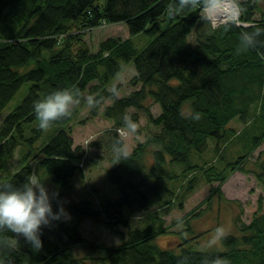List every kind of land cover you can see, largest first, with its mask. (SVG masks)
I'll return each instance as SVG.
<instances>
[{
	"label": "trees",
	"instance_id": "1",
	"mask_svg": "<svg viewBox=\"0 0 264 264\" xmlns=\"http://www.w3.org/2000/svg\"><path fill=\"white\" fill-rule=\"evenodd\" d=\"M208 2L199 0L194 7L174 12L175 0H0V115L20 88L30 84L21 104L0 122V174L18 147L27 149L19 170L0 184L20 186L36 173L42 182V174L57 186L58 200L71 216L67 222H53L43 229L39 252L14 233L0 230L2 264H264L261 199L258 212L249 224L240 226L238 236L221 237L223 251H197L183 245L179 251L159 248L155 240L165 234V227L154 216L146 228L130 227L134 216L152 208H172L173 202L180 207L185 196L176 195L175 190L185 180L188 194L199 180L209 187L207 204L214 197L224 200L221 187L232 174L248 173L245 162L264 143V50L237 52L243 32L264 27L259 0L238 3L239 22L245 27L227 23L211 28L202 15ZM162 17L168 24L160 30L157 20ZM119 24L127 27L130 38L106 40L97 53H91L83 38L102 25ZM139 34L151 38L142 50L131 39ZM122 64L133 66L135 76L129 85L140 87L118 98L117 87L107 89ZM65 88L79 89L77 106L88 103L85 96L93 98L90 118L101 115L113 124V147L123 149L117 130H130L127 122L137 124L139 113L156 129L126 158L115 156V166L106 175L117 198L98 202V208L87 200L68 203L77 174L82 177L83 166L78 164L84 157L80 147H73L68 128L71 116L51 124L49 128L59 131L37 147L40 159L35 169L28 163L35 150L33 142L43 134L39 127H31L39 124L33 103ZM105 101L111 104L100 112ZM150 104L158 106L159 115L152 116ZM186 105L188 115L183 113ZM233 121L244 127L245 153L228 161L219 145L234 133L229 127ZM208 142L214 145V162L193 163V158L206 152ZM149 146L154 147L151 165L145 161ZM100 160L96 156L92 162L97 165ZM171 166L181 167L180 173H173ZM249 174L264 191V161ZM86 220L120 235V245L84 238L81 224ZM80 250L86 252L84 257L76 256Z\"/></svg>",
	"mask_w": 264,
	"mask_h": 264
},
{
	"label": "rangeland",
	"instance_id": "2",
	"mask_svg": "<svg viewBox=\"0 0 264 264\" xmlns=\"http://www.w3.org/2000/svg\"><path fill=\"white\" fill-rule=\"evenodd\" d=\"M105 0H100V3H104ZM245 0H235L238 4ZM259 9L264 13V0H259ZM203 18L207 19L204 12H202ZM214 16L216 14L214 13ZM255 19H260V14L255 15ZM209 22V21H208ZM233 23V22H229ZM168 24V19L162 17L157 20V25L160 30L165 29ZM210 24V23H209ZM227 24V23H226ZM224 25V24H223ZM247 26V25H246ZM130 38L127 27L124 24L105 26L99 29H95L88 33L83 41L90 50L95 54L99 51V45L109 39L118 41H126ZM132 42L138 50L144 49L150 42V37L147 34H139L131 37ZM194 35L190 38L193 42ZM135 76L134 68L131 64H122L121 72L110 83L107 91H114L117 87L116 97L121 98L129 95L132 91L138 90L140 86L132 88L129 83ZM30 84H24L14 98L9 102L0 115V122L18 105L21 104L24 97L28 93ZM114 89V90H113ZM85 100L88 98L85 96ZM110 101H105L104 107L109 106ZM149 110L152 116L159 115L160 111L158 106L150 104ZM91 107L89 103H85L83 106L73 105L70 109V133L73 139V147H80L84 153L83 157V169L82 177L77 174L74 182L71 195L68 197V203L77 202L79 200H87L91 203L93 208H98V202H102L106 199H116L117 194L114 188L107 181V171L115 166L114 158L115 152L112 145L113 142V124L103 119L101 115L94 119L90 118ZM257 108L254 113H256ZM131 113V112H130ZM184 115L189 114L188 106L183 108ZM139 121L134 124L135 131L122 129L124 132L123 150L128 154L134 149L137 143H144L150 136L155 133V128L148 124L146 118L139 113ZM32 128L39 127L38 122L31 125ZM234 133L230 137L226 138L219 147L225 150L226 155L230 160H234L239 154H244L245 150L243 145L245 139L243 137V126L235 121L229 125ZM67 127H64L65 129ZM26 129V128H25ZM26 129V134L32 136ZM57 131L56 129L47 128L43 129L42 138L33 142L34 151H31L28 157V163L35 169L40 156L37 154V147L41 145L43 139L52 137ZM155 135V134H154ZM45 141V140H44ZM233 141V143H232ZM87 142V145H86ZM85 144V145H84ZM26 147L29 144L24 143ZM214 145L212 142H208V148L203 156L193 158V163L201 166L206 163V166L214 162ZM154 147L149 146L145 152V161L150 165L152 164V151ZM27 149L25 147H18L14 152V155L7 165V169L0 174V183L7 180L12 174L19 170L22 157L26 154ZM100 156L102 160L97 165H94L92 160ZM248 156V155H247ZM167 160V158H166ZM264 161V143L250 153L245 167L248 173L236 172L231 175L228 181L221 187V191L224 200H220L214 197L210 204H207L209 187L201 180L193 183V191L189 194L184 191L185 186L188 184V180L181 182V186L175 190V194L185 196L182 205L179 207L173 202L172 208H152L145 214H138L130 220V227L132 229H143L150 226V216H154L162 223V227H165V234L159 236L155 243L161 249L179 251L180 246L190 247L197 251H210L218 250L223 251L220 239L225 235L238 236V231L242 224H249L254 214L258 212L259 199L262 200V211H264V191L261 186L256 182L252 174L258 163ZM80 165V164H79ZM217 165V164H215ZM170 169L173 173L179 174L181 167L171 166ZM40 175L42 182L49 190L56 189L57 186L49 183L47 178ZM37 177V173L33 175ZM32 176V177H33ZM197 179L200 178L199 173L193 175ZM183 189V190H182ZM194 210V211H193ZM193 211L192 213H190ZM157 222V221H156ZM158 225V223H157ZM120 232L126 234L124 229L119 228ZM81 233L90 242L104 243L108 246H118L121 243L120 235H114L103 226L94 225L91 221L86 220L81 224ZM188 240V241H186ZM186 241V242H185ZM85 251H77V257H84ZM85 264H91L90 261H86Z\"/></svg>",
	"mask_w": 264,
	"mask_h": 264
},
{
	"label": "clouds",
	"instance_id": "3",
	"mask_svg": "<svg viewBox=\"0 0 264 264\" xmlns=\"http://www.w3.org/2000/svg\"><path fill=\"white\" fill-rule=\"evenodd\" d=\"M199 0H175L173 11L182 12L194 7ZM206 9L221 7L216 0H209ZM241 8L238 4L232 6L233 23L239 22ZM264 50V27H256L245 31L239 37L237 52ZM79 89H60L48 94L45 99L33 103L34 112L39 120V128L47 129L70 115L73 105L80 103ZM90 105L94 104L92 97L88 98ZM127 127L135 131L131 121ZM117 160L126 158L127 151L118 145L114 147ZM59 190L49 188L37 177H29L22 185L0 184V230H8L18 238H22L30 248L39 252L43 246L41 236L43 229L51 227L53 222H67L71 219L63 204L58 200ZM56 202V208H53ZM2 264V262H0Z\"/></svg>",
	"mask_w": 264,
	"mask_h": 264
},
{
	"label": "built area",
	"instance_id": "4",
	"mask_svg": "<svg viewBox=\"0 0 264 264\" xmlns=\"http://www.w3.org/2000/svg\"><path fill=\"white\" fill-rule=\"evenodd\" d=\"M221 8H224V10H221V17L218 16H214V13L212 12V9H204L203 12L205 13L207 20L210 23L211 28H217L223 24L229 23V22H233V17H232V6L235 3L234 0H223L220 2H217ZM236 4V3H235ZM226 9H228L230 11V13H228L226 11ZM235 26L238 27H245V24H241L240 22L238 23H233ZM102 27H105L104 25H102ZM118 133L121 136H124V133H122L121 131H118ZM85 145V144H84ZM87 145V142H86ZM82 166V164H80V167Z\"/></svg>",
	"mask_w": 264,
	"mask_h": 264
},
{
	"label": "bare ground",
	"instance_id": "5",
	"mask_svg": "<svg viewBox=\"0 0 264 264\" xmlns=\"http://www.w3.org/2000/svg\"><path fill=\"white\" fill-rule=\"evenodd\" d=\"M222 9L224 10V8H221V7H219V8H215V9H212V12L215 13L216 16L221 17V10H222ZM226 11H227L228 13H230V11H229L228 9H226Z\"/></svg>",
	"mask_w": 264,
	"mask_h": 264
}]
</instances>
